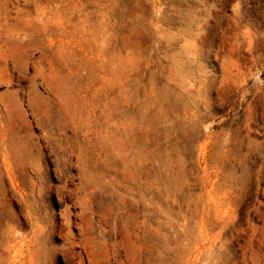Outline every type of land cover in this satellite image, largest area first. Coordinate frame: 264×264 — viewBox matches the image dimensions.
Listing matches in <instances>:
<instances>
[{
  "label": "rangeland",
  "instance_id": "374dc122",
  "mask_svg": "<svg viewBox=\"0 0 264 264\" xmlns=\"http://www.w3.org/2000/svg\"><path fill=\"white\" fill-rule=\"evenodd\" d=\"M0 264H264V0H0Z\"/></svg>",
  "mask_w": 264,
  "mask_h": 264
}]
</instances>
